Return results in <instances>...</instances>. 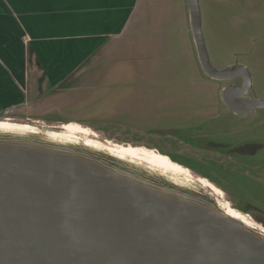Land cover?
I'll return each instance as SVG.
<instances>
[{
	"label": "water",
	"instance_id": "water-1",
	"mask_svg": "<svg viewBox=\"0 0 264 264\" xmlns=\"http://www.w3.org/2000/svg\"><path fill=\"white\" fill-rule=\"evenodd\" d=\"M187 3L204 72L244 78L226 103L264 109L240 100L253 85L245 67L212 65L200 0ZM0 264H264V232L199 184L67 135L0 127Z\"/></svg>",
	"mask_w": 264,
	"mask_h": 264
},
{
	"label": "rangeland",
	"instance_id": "rangeland-1",
	"mask_svg": "<svg viewBox=\"0 0 264 264\" xmlns=\"http://www.w3.org/2000/svg\"><path fill=\"white\" fill-rule=\"evenodd\" d=\"M146 1L137 44L112 45L106 56L112 60L109 65L97 67L93 71L97 74L77 85L67 81L75 89L62 94L54 89L39 97L43 78L33 69L28 88L22 65L0 63V82L9 79L0 83V122L55 132L76 120L93 133L88 136L91 141L120 148L139 144L155 148L189 167L194 176L205 172L225 189L224 202L231 208L237 203L264 217L263 166L232 155L236 164L244 162L248 173L242 174L241 166L230 167L229 154L222 148L200 141L206 137L229 141L233 134L227 135L215 122L200 124L205 113H217L221 107V84L202 69L186 0H161L154 6ZM200 3L212 65L222 69L236 61L245 64L252 74V95L264 99V0ZM245 122L264 126V111L258 110ZM212 168L220 176H210ZM244 216L264 227L253 216Z\"/></svg>",
	"mask_w": 264,
	"mask_h": 264
},
{
	"label": "crops",
	"instance_id": "crops-1",
	"mask_svg": "<svg viewBox=\"0 0 264 264\" xmlns=\"http://www.w3.org/2000/svg\"><path fill=\"white\" fill-rule=\"evenodd\" d=\"M145 1L0 0V63L22 65L28 88L33 69L43 78L39 97L54 89L61 94L75 89L93 68L108 63L112 45L137 44ZM149 2L154 6L161 0Z\"/></svg>",
	"mask_w": 264,
	"mask_h": 264
},
{
	"label": "flooded vegetation",
	"instance_id": "flooded-vegetation-1",
	"mask_svg": "<svg viewBox=\"0 0 264 264\" xmlns=\"http://www.w3.org/2000/svg\"><path fill=\"white\" fill-rule=\"evenodd\" d=\"M112 60H109L106 65H109ZM105 65V66H106ZM228 66H237V67H245L246 70H244L245 73H250L251 71L249 67H247L245 64L240 63L239 61H236L234 63H231ZM227 66V67H228ZM224 67V68H227ZM222 68V69H224ZM203 69V68H202ZM97 70L96 68H93L92 73L97 74V72H93ZM208 75V74H207ZM209 76V75H208ZM212 78L211 76H209ZM218 83L221 84V88L219 90L218 96H219V102L221 103V107L217 109V113H205L201 117V125L203 124H212V122H215V125L217 128L220 130L225 131V133L233 134L231 135L232 137L228 139L229 141H224V140H212L210 141L209 139L206 138H200L201 142H206L208 146L211 148H222L227 154H229V163L230 167L233 168H239L240 166V171L242 174L248 173V170L243 166L242 163L236 164L235 161L232 159V155H236L239 157H242V159L248 160V162H254L258 163L260 168L263 166L264 168V126L260 123H246L245 121L249 120L250 117H252L258 110H263V108H258L255 109L254 111H251L249 113H239L234 108L230 107L226 101L224 100V89L226 87H229L231 85L235 86H240L244 82V78L242 76H238L232 79H225V80H220V79H215ZM232 94H238L236 92H231ZM239 96V95H238ZM258 97L252 95V88L251 90L244 92V97H242L240 100L241 102H244L245 100H250V99H256ZM68 122H79L76 120H70ZM231 126V127H229ZM235 127H238V129L234 130ZM228 135V134H227ZM155 149V148H153ZM157 150V149H156ZM158 151V150H157ZM160 152V151H158ZM166 155V154H165ZM170 158V157H169ZM171 159V158H170ZM174 161V159H173ZM176 161V160H175ZM178 162V161H176ZM189 168V167H188ZM190 169V168H189ZM210 176L216 175L220 176L221 172L217 171L216 169L212 168ZM191 170V169H190ZM204 173V174H203ZM203 176L201 177H206L210 181H213L210 177L205 175V172L202 171ZM214 178V177H212ZM213 183V182H212ZM216 185V184H215ZM221 189L225 190L221 185H219ZM209 190V189H208ZM234 204V203H232ZM238 210L248 213L251 216H253L257 221L261 222L264 224V217H260L259 215L255 214L252 212V210L248 207H244L241 205H238L235 203ZM249 215V216H250ZM250 216V217H251Z\"/></svg>",
	"mask_w": 264,
	"mask_h": 264
},
{
	"label": "bare ground",
	"instance_id": "bare-ground-1",
	"mask_svg": "<svg viewBox=\"0 0 264 264\" xmlns=\"http://www.w3.org/2000/svg\"><path fill=\"white\" fill-rule=\"evenodd\" d=\"M0 127H4V128L24 127V128L36 129L31 126L12 125L8 122H0ZM62 128L64 130L62 129L55 132L76 138L78 140H83L85 144L103 149L107 152H110L113 155H116L120 158H126L139 165L143 164L145 165V167L154 169L162 174L167 175V173H169L173 177L181 178L188 182L199 184L201 187H203L206 190L209 189L208 191L211 192V195L215 198L220 208H222L224 211L228 212L229 214L243 220L245 223L253 227H256L257 229L264 232V227L254 223L253 221L249 220L248 217L244 216L245 214L249 216L248 213L242 212L235 208L234 210L226 202H224L223 190L220 187H218L217 185H215L205 177L194 176L191 173L190 169L185 168L182 165L172 161L167 155L158 152L156 149L148 148L145 146H130V147L126 146L120 148V147H116L115 145L114 146L112 145L109 146L108 144L105 145L100 143L99 141H91L88 136L93 133L89 130V128H86L75 122L65 123V125L62 126ZM243 213L245 214L243 215Z\"/></svg>",
	"mask_w": 264,
	"mask_h": 264
},
{
	"label": "trees",
	"instance_id": "trees-1",
	"mask_svg": "<svg viewBox=\"0 0 264 264\" xmlns=\"http://www.w3.org/2000/svg\"><path fill=\"white\" fill-rule=\"evenodd\" d=\"M223 190V189H222ZM224 191V190H223Z\"/></svg>",
	"mask_w": 264,
	"mask_h": 264
}]
</instances>
